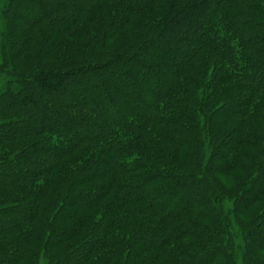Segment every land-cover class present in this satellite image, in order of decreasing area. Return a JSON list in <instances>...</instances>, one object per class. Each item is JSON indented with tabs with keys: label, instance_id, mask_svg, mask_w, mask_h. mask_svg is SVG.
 I'll return each instance as SVG.
<instances>
[{
	"label": "trees",
	"instance_id": "1",
	"mask_svg": "<svg viewBox=\"0 0 264 264\" xmlns=\"http://www.w3.org/2000/svg\"><path fill=\"white\" fill-rule=\"evenodd\" d=\"M0 264H264V0H0Z\"/></svg>",
	"mask_w": 264,
	"mask_h": 264
},
{
	"label": "rangeland",
	"instance_id": "2",
	"mask_svg": "<svg viewBox=\"0 0 264 264\" xmlns=\"http://www.w3.org/2000/svg\"><path fill=\"white\" fill-rule=\"evenodd\" d=\"M3 83H4V81L0 80V89H1V87L3 85Z\"/></svg>",
	"mask_w": 264,
	"mask_h": 264
}]
</instances>
